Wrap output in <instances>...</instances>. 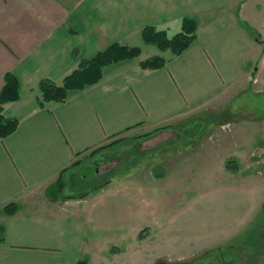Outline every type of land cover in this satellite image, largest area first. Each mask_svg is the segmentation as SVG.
<instances>
[{
	"label": "crops",
	"instance_id": "obj_1",
	"mask_svg": "<svg viewBox=\"0 0 264 264\" xmlns=\"http://www.w3.org/2000/svg\"><path fill=\"white\" fill-rule=\"evenodd\" d=\"M183 17L196 19L195 39L164 66L141 68L137 59L109 64L99 82L64 102L38 105L42 79L59 82L83 57L113 42L137 43L147 25L170 33ZM261 70L264 0H0V91L7 74L19 84V98L2 105L18 124L0 139V264H109L110 258L123 264L115 260L123 246L176 209L157 188L170 176L168 165L73 198L59 192L61 172L121 134L172 135L198 111L216 110L221 123L223 110L212 107L226 102L229 113L230 100ZM188 141L191 150L183 153L193 151L191 162L216 154L212 148L205 154L201 139ZM175 171L187 173L181 163ZM189 194L187 201L199 205L198 194ZM9 204L12 213L4 210Z\"/></svg>",
	"mask_w": 264,
	"mask_h": 264
},
{
	"label": "rangeland",
	"instance_id": "obj_2",
	"mask_svg": "<svg viewBox=\"0 0 264 264\" xmlns=\"http://www.w3.org/2000/svg\"><path fill=\"white\" fill-rule=\"evenodd\" d=\"M180 24L181 21L179 27L173 26L170 33L180 30ZM141 30L139 42L120 41L140 47V54L134 59L137 65L154 55H172L144 42ZM256 78L257 82H251L245 93L230 100L229 113H225L226 102L212 107L223 110L221 123L212 114L216 110L209 111L210 108V113L198 111L189 116L172 135L121 134L86 151L62 173L59 192L73 198L101 182H124L145 177L149 171L159 174L162 165H168L170 176L157 182V188L163 192L162 199L164 192L169 193V202L177 204L176 209L158 226L143 228L135 242L123 246L116 261L132 264L133 258V264H264V70L260 71L259 80ZM190 139H195L196 144L201 139L205 154L210 148L215 150L213 159L202 160L200 166L199 161L191 162L187 155L193 151L183 153L184 147L190 146L191 150ZM180 155L184 156V163L179 162ZM178 163L186 166V175L177 176ZM189 192L198 194L199 205L187 201ZM164 205L161 202V207ZM176 216L181 219L175 224ZM109 248L117 251L116 246ZM109 260V264H114V259Z\"/></svg>",
	"mask_w": 264,
	"mask_h": 264
},
{
	"label": "trees",
	"instance_id": "obj_3",
	"mask_svg": "<svg viewBox=\"0 0 264 264\" xmlns=\"http://www.w3.org/2000/svg\"><path fill=\"white\" fill-rule=\"evenodd\" d=\"M196 28V19L183 17L181 19L180 30L174 33L158 29L155 26H145L141 30L140 35L144 42L155 44L160 51H169L172 55H179L195 39ZM139 54V46L113 42L92 57L81 59L77 67L64 76L59 84L50 79H42L38 85L39 96L37 97V103L43 107L48 102H64L71 92L82 90L87 86L99 82L103 76V68L105 66L122 60L135 59ZM166 61V57L154 55L139 61L138 65L141 68L155 69L164 66ZM18 88L19 84L15 76L7 74L6 83L0 91V139L11 134L17 127L18 119L5 116L2 105L7 101H14L19 98ZM62 172L58 177V181L62 176ZM85 180L79 182L84 183ZM107 183V181L101 182L89 189H83V193H78L74 196H85L90 192L89 190L93 191ZM4 210L6 213H12L15 211V205L9 204ZM76 264L89 263L86 259H82L77 261Z\"/></svg>",
	"mask_w": 264,
	"mask_h": 264
}]
</instances>
